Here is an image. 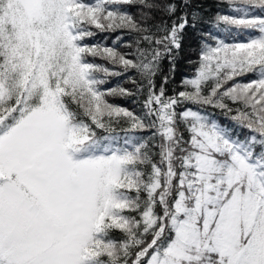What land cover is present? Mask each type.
<instances>
[{
  "label": "snow or ice",
  "instance_id": "6c2138e0",
  "mask_svg": "<svg viewBox=\"0 0 264 264\" xmlns=\"http://www.w3.org/2000/svg\"><path fill=\"white\" fill-rule=\"evenodd\" d=\"M203 7L0 0V264H264V0Z\"/></svg>",
  "mask_w": 264,
  "mask_h": 264
},
{
  "label": "trees",
  "instance_id": "16d2710c",
  "mask_svg": "<svg viewBox=\"0 0 264 264\" xmlns=\"http://www.w3.org/2000/svg\"><path fill=\"white\" fill-rule=\"evenodd\" d=\"M197 3L204 5L203 9L201 10L202 13L204 14V19H205V23L203 24L204 30L206 32L210 31L218 36L222 35L219 29L223 28L224 26L219 25L217 27L215 17L217 13L228 14L229 10L227 8V0H197ZM104 36L109 37L106 43L110 46L112 44V40L115 37V34L98 35L93 40H89L87 42L94 43L98 40H103ZM239 39H243V37H239ZM125 40H127V37H125ZM209 42L211 43L212 41L209 40ZM120 50L124 51L123 48H121ZM198 59H199V46L197 44V40L193 38L192 36H190L186 40L184 44L183 52L179 60L177 61L174 77L170 80V82L167 85L169 95L172 94L173 90L175 91L180 90L179 85L183 78L185 77L191 78L194 76ZM95 62L104 64L106 67H110V68L112 67L111 65H108L105 61H102L99 59H97ZM163 71L165 73L169 71L167 60L163 62ZM129 75H134V74L129 73ZM253 78L254 76L247 75L244 77H239L237 79L243 82H248L249 80ZM159 83H160V78L157 79V84L159 85ZM117 85H120L128 89H135V85L132 84L130 81L126 80L124 76L110 78V82L107 85H104V87H115ZM109 99H110V102L117 104V105H121L127 108L135 107L134 105L131 104L130 99H125L121 97H114V98L110 97ZM192 107H196V106H192ZM233 107H235V105H233ZM204 110L210 113H215L216 119L219 120L221 123L226 124L230 127H235L233 121L226 118V116L222 114L219 110L212 109L210 107H206ZM240 131L245 132L246 130L241 129Z\"/></svg>",
  "mask_w": 264,
  "mask_h": 264
}]
</instances>
